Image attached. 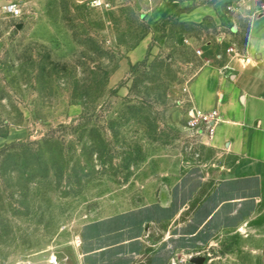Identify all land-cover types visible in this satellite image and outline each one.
<instances>
[{
    "label": "rangeland",
    "instance_id": "obj_1",
    "mask_svg": "<svg viewBox=\"0 0 264 264\" xmlns=\"http://www.w3.org/2000/svg\"><path fill=\"white\" fill-rule=\"evenodd\" d=\"M101 1L0 0V264H264L186 128L214 0Z\"/></svg>",
    "mask_w": 264,
    "mask_h": 264
},
{
    "label": "crops",
    "instance_id": "obj_2",
    "mask_svg": "<svg viewBox=\"0 0 264 264\" xmlns=\"http://www.w3.org/2000/svg\"><path fill=\"white\" fill-rule=\"evenodd\" d=\"M235 1L214 0L194 10L196 19L209 15L226 24L231 20L240 54L204 60L189 92L193 107L220 111L214 137L202 141L215 153L220 184L241 195L244 210L264 213V13L242 8L228 20L224 5Z\"/></svg>",
    "mask_w": 264,
    "mask_h": 264
},
{
    "label": "built area",
    "instance_id": "obj_3",
    "mask_svg": "<svg viewBox=\"0 0 264 264\" xmlns=\"http://www.w3.org/2000/svg\"><path fill=\"white\" fill-rule=\"evenodd\" d=\"M252 0H237L230 2L226 6V12L224 15L227 18H231V15L242 8L253 11L254 14L259 15L264 13V3L259 4L257 7L252 6ZM94 6L102 5L101 0H93ZM4 10L8 13L16 14L19 12L17 4H7L4 6ZM237 28L234 23L226 24L222 26L219 34L215 38H210L200 42V45L196 48V53L200 57L208 58L207 62L211 60V57H223L224 55L240 54L239 42L236 37ZM185 43L190 45V40L186 39ZM221 120L220 111L217 108L214 109H202L198 107H192L187 119L186 128L199 136L201 140H211L217 130V126ZM15 264H64L58 257H51L44 260L34 261L32 259L24 258L18 260Z\"/></svg>",
    "mask_w": 264,
    "mask_h": 264
},
{
    "label": "trees",
    "instance_id": "obj_4",
    "mask_svg": "<svg viewBox=\"0 0 264 264\" xmlns=\"http://www.w3.org/2000/svg\"><path fill=\"white\" fill-rule=\"evenodd\" d=\"M42 141L44 142V143H48V142H51L52 140H51V138L49 139V138H43L42 139ZM59 157H64V155L59 151ZM49 158H50V160L53 162V160H54V158H55V156H53V154H50V156H49Z\"/></svg>",
    "mask_w": 264,
    "mask_h": 264
}]
</instances>
